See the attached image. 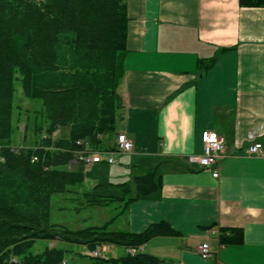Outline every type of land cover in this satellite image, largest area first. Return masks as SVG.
<instances>
[{
	"label": "crops",
	"instance_id": "0c3cea01",
	"mask_svg": "<svg viewBox=\"0 0 264 264\" xmlns=\"http://www.w3.org/2000/svg\"><path fill=\"white\" fill-rule=\"evenodd\" d=\"M125 1L121 106L109 143L123 132L133 151L86 166L94 174L85 190L120 195L124 183L156 168L158 188L116 217H123L118 229L139 233L166 222L179 233L152 237L140 251L159 264H264V156L246 153L251 141L264 144V6ZM209 130L226 146L218 177L189 160L202 153ZM222 228L242 229L241 240L222 244ZM205 242L207 259L199 253Z\"/></svg>",
	"mask_w": 264,
	"mask_h": 264
},
{
	"label": "trees",
	"instance_id": "16d2710c",
	"mask_svg": "<svg viewBox=\"0 0 264 264\" xmlns=\"http://www.w3.org/2000/svg\"><path fill=\"white\" fill-rule=\"evenodd\" d=\"M240 3L264 6V0ZM127 27L125 0H0V264H68L71 244L89 251L101 245L126 249L179 233L166 222L139 233L111 228L132 201L158 188L156 168L124 183L120 195L94 197L83 188L85 171L68 168L83 147L78 140L99 150L113 145ZM17 81L26 97L41 101L42 121L35 123L32 145L25 144L27 123L21 127L14 119ZM59 129L68 134L58 135ZM16 130L24 143L15 142ZM70 193L78 194L82 206L117 203L121 210L102 224L79 229L53 222V196ZM241 237L238 228L220 232L222 244ZM39 240L50 244L35 251ZM81 255L88 264H159L143 251Z\"/></svg>",
	"mask_w": 264,
	"mask_h": 264
},
{
	"label": "rangeland",
	"instance_id": "374dc122",
	"mask_svg": "<svg viewBox=\"0 0 264 264\" xmlns=\"http://www.w3.org/2000/svg\"><path fill=\"white\" fill-rule=\"evenodd\" d=\"M103 102V101H101ZM16 124H20L23 127L24 122L28 125L26 133L27 140L25 144H35L37 142V133L35 131V123L42 121L41 114V101L38 99H31L26 97L22 90L19 81L16 82L15 91V116L14 119ZM118 128L121 127V122H117ZM15 142L24 143L23 134L21 130H16L14 134ZM75 166L69 165L68 168ZM85 171L86 178L93 177V171L87 170L83 163H79L78 166ZM110 167V166H109ZM107 167V168H109ZM85 178V180H86ZM85 186L90 185V182H84ZM84 188V187H83ZM85 189V188H84ZM78 194L70 193L67 195L57 194L52 199V221L65 224L72 229L83 228L87 225L101 224L108 220L111 216L118 214L121 210L119 204L114 203L113 205L106 206H82L80 201L77 199ZM84 204V203H83ZM116 206L119 208L117 209ZM123 217L115 220L111 224V228L118 229L122 228ZM50 244L48 240H39L34 246L35 251L42 250L45 246ZM74 249L71 255H68V264H88V259L83 255L92 256L91 252L86 246L82 245H70ZM124 253V250L120 246L107 245V251L103 252L105 257L119 256Z\"/></svg>",
	"mask_w": 264,
	"mask_h": 264
},
{
	"label": "built area",
	"instance_id": "2783aa9c",
	"mask_svg": "<svg viewBox=\"0 0 264 264\" xmlns=\"http://www.w3.org/2000/svg\"><path fill=\"white\" fill-rule=\"evenodd\" d=\"M57 136V131L53 137ZM203 151L199 155H191L190 162L196 163L200 168L212 170L214 177L219 176L221 160L226 152V146L222 137L213 130L203 133ZM78 144L83 147L76 150L71 163H83L85 166H92L97 163L114 164L118 154H129L133 151V141L126 133H118L111 147L106 149H94L90 143L78 140ZM246 153L249 155L264 156V144L259 140H253L246 146ZM141 246H130L126 252L136 254ZM107 251V245L98 246L91 252L92 256L103 255ZM200 256L207 259L212 256V251L208 242L202 243L199 247Z\"/></svg>",
	"mask_w": 264,
	"mask_h": 264
},
{
	"label": "water",
	"instance_id": "95a60500",
	"mask_svg": "<svg viewBox=\"0 0 264 264\" xmlns=\"http://www.w3.org/2000/svg\"><path fill=\"white\" fill-rule=\"evenodd\" d=\"M15 264H17V263L15 262Z\"/></svg>",
	"mask_w": 264,
	"mask_h": 264
}]
</instances>
